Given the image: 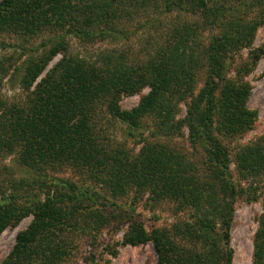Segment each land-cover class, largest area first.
Instances as JSON below:
<instances>
[{
	"label": "trees",
	"instance_id": "1",
	"mask_svg": "<svg viewBox=\"0 0 264 264\" xmlns=\"http://www.w3.org/2000/svg\"><path fill=\"white\" fill-rule=\"evenodd\" d=\"M228 2H0V235L33 216L2 264H66L77 235L97 243L106 227L119 231V213L129 222L122 244L151 242L157 264H233L235 204L244 193L258 199L260 188L233 181L225 138L249 131L258 119L248 107L252 85L245 73L264 56V48L252 49L264 24V0H241L242 10ZM173 12L190 19L167 23L158 17ZM133 32H141V45L126 50L122 40ZM108 41L112 48L93 50ZM245 48L249 56L242 61ZM200 78L203 87L183 123L193 149H204L202 164L187 146L174 149L137 134L154 115L161 135L176 133L169 125V93L177 89L186 97ZM9 81L18 84L17 92L10 86L11 95ZM145 88L138 106L122 107L121 98ZM119 124L130 136L141 135L137 154L116 138ZM239 151L243 178L264 175V143ZM148 192L187 204L191 220L148 232L134 217L135 204L123 202ZM96 251L87 264L96 263ZM253 264H264V219Z\"/></svg>",
	"mask_w": 264,
	"mask_h": 264
},
{
	"label": "rangeland",
	"instance_id": "2",
	"mask_svg": "<svg viewBox=\"0 0 264 264\" xmlns=\"http://www.w3.org/2000/svg\"><path fill=\"white\" fill-rule=\"evenodd\" d=\"M1 1L2 0H0V2ZM240 2L241 0H229L228 6H236L235 10H242L243 3ZM158 17L164 18L167 23H173L176 18H178V21L190 19V16H185L178 12L163 13ZM142 37L141 32H133L129 39L122 40V42H124L122 47L126 50H137L141 45L140 39ZM113 44L112 41L99 43L94 46L93 50H106L112 48ZM74 47L78 49L80 46L78 43H74ZM253 48H264V24L260 26L256 33L252 45V49ZM240 55L242 61L243 59L246 60L249 56V49L245 48ZM60 57L61 56H57L51 62L50 67L54 66L59 61ZM236 58L240 61V56H237ZM253 67V69H249L248 72L245 73V78L252 85L248 107L251 110L258 111V119L253 128L249 131L236 133L233 136L229 135L228 138H225V142L229 146L231 153L230 173L233 181L239 188H246L251 184L254 187L259 186L260 188V190L258 189L257 191V194L259 195L258 199L250 201L244 193L235 204V216L231 230L232 240L230 245L234 252L233 264H253L255 236L260 229L261 221L264 219V194H261L262 188L264 187V175L255 174V176L243 178L237 164L238 154L241 147L255 144L257 141L264 143V56L257 65ZM230 75L232 77L236 76L235 68H232ZM12 84L15 86V92L18 91L17 82L15 81V83H12L9 81L7 85L8 87L5 89L9 95L14 91L10 88ZM202 87L203 80L200 78L197 82L196 89L186 97H182V94L179 93L177 89L170 91L167 100L169 106H172L169 111L172 112L171 115H169V125L176 130V133L169 134L167 136L168 138L161 135V131L156 129L158 124L161 123V119L159 117L155 118L154 115L147 120V123L145 124L146 127L138 131L137 134H143L144 137H150L152 140L160 138L159 140H162L165 143L167 142L166 144H169L171 148L174 149H181L183 146H187L191 151L189 152L190 157L196 160V163L202 164L201 161L203 160V157L201 156V153H203L204 149L202 146L197 147L195 150L193 149L189 142V128L183 123L187 117L190 105L193 102V97L198 96ZM148 92L149 88H145L141 94L121 98L120 104L124 109L130 110L138 106L142 97L147 95ZM156 131H158V133H156ZM115 136L122 144H126L128 150H130L132 154H137L143 146V143H140L142 138L141 135H137L136 138L130 136L129 129L120 124L117 126ZM8 162H10V160H8ZM206 166L207 164L204 165L203 169ZM67 176H72V174L67 173L66 177ZM123 202L126 205L131 203L135 204L132 206L135 209L134 217L143 222L148 232H151L157 227L165 228L172 227L174 224L182 225L191 220L190 208L188 205L185 204L183 207L180 200L171 196L159 197L155 193L148 192L145 195L139 194L136 199H132L130 196L126 197L123 199ZM119 214L118 221L122 220V225L119 231L113 232V228L106 227L100 233L97 243L93 242V240L87 235H77L75 237L72 252H65V263L87 264V258H90L91 250H97L94 252V255H96L94 260H96L97 264H157L158 256L155 247L151 242L138 247L122 244L126 230L129 227V222L125 213ZM32 219L33 216L26 217L16 226L7 228L0 235V264L9 259L16 246L18 235L28 228ZM114 222L117 224L116 221ZM114 252H117V254L115 255Z\"/></svg>",
	"mask_w": 264,
	"mask_h": 264
}]
</instances>
